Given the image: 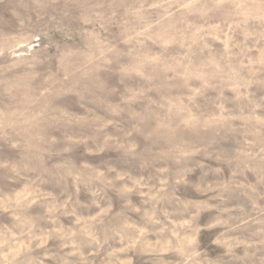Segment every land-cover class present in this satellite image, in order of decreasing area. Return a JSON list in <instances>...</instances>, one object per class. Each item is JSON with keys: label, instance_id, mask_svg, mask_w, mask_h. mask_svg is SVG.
I'll use <instances>...</instances> for the list:
<instances>
[{"label": "rangeland", "instance_id": "374dc122", "mask_svg": "<svg viewBox=\"0 0 264 264\" xmlns=\"http://www.w3.org/2000/svg\"><path fill=\"white\" fill-rule=\"evenodd\" d=\"M0 264H264V0H0Z\"/></svg>", "mask_w": 264, "mask_h": 264}]
</instances>
